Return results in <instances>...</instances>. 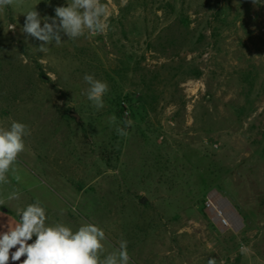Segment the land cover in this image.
<instances>
[{
  "label": "rangeland",
  "instance_id": "rangeland-1",
  "mask_svg": "<svg viewBox=\"0 0 264 264\" xmlns=\"http://www.w3.org/2000/svg\"><path fill=\"white\" fill-rule=\"evenodd\" d=\"M102 3L106 33L61 32L46 52L24 13L43 26L67 0L0 7V126L31 129L0 207L19 219L39 200L48 224H96L101 260L124 239L132 264H264V0ZM85 74L109 85L100 110Z\"/></svg>",
  "mask_w": 264,
  "mask_h": 264
},
{
  "label": "clouds",
  "instance_id": "clouds-1",
  "mask_svg": "<svg viewBox=\"0 0 264 264\" xmlns=\"http://www.w3.org/2000/svg\"><path fill=\"white\" fill-rule=\"evenodd\" d=\"M253 2L256 3V0ZM13 3L14 0H0V7ZM54 11V17L43 19V26L35 8L24 13L26 19L21 31L42 42L38 48L41 52L48 51L47 46L53 42L60 45L61 32L68 39L75 40L85 35V29L96 34H104L109 29L107 5L102 0H67V6H57ZM83 79L88 85L87 99L97 110L102 109L104 96L109 92L108 83L96 79L92 74H85ZM128 115L125 113L126 117ZM110 123L116 124L115 116L110 118ZM132 125L133 121L126 118L123 127L116 128L118 135L128 136L127 129ZM30 135L31 129L22 122L13 120L7 127L0 126V184L9 182L7 174L18 156L25 151V138ZM19 197L20 193L13 191L7 201ZM5 203L6 200H0V206ZM17 215L20 222L12 229L0 232V264H9L10 258L12 262L19 261L20 264H132L128 241L124 239L119 241L114 253L100 259L98 253L103 248L102 241L107 237L96 224L85 222L76 230L63 222L48 224L46 208L39 200L17 209ZM13 249L10 257V250ZM241 251H248L243 243ZM21 257L25 259L21 261ZM207 264H217V260L209 258Z\"/></svg>",
  "mask_w": 264,
  "mask_h": 264
},
{
  "label": "crops",
  "instance_id": "crops-1",
  "mask_svg": "<svg viewBox=\"0 0 264 264\" xmlns=\"http://www.w3.org/2000/svg\"><path fill=\"white\" fill-rule=\"evenodd\" d=\"M20 222V218L16 217L11 211L7 209H3V207H0V232L7 231L8 229L14 228L18 223ZM30 243V241H29ZM10 250V257H11V251ZM25 259V257H21V261ZM9 264H20L19 261L12 262L11 258L9 261Z\"/></svg>",
  "mask_w": 264,
  "mask_h": 264
},
{
  "label": "bare ground",
  "instance_id": "bare-ground-1",
  "mask_svg": "<svg viewBox=\"0 0 264 264\" xmlns=\"http://www.w3.org/2000/svg\"><path fill=\"white\" fill-rule=\"evenodd\" d=\"M225 205H227V204H225ZM209 207H210V210H211L212 215L214 216L215 220L217 222L221 223V225H223V226H228V224H229L228 223V220L224 217V216H227L226 213H224L223 210H221L220 207H217L216 206V203L214 202V199H213V201H211V205H209ZM228 207H229V210L232 211V209L230 208V206L227 205V208Z\"/></svg>",
  "mask_w": 264,
  "mask_h": 264
},
{
  "label": "water",
  "instance_id": "water-1",
  "mask_svg": "<svg viewBox=\"0 0 264 264\" xmlns=\"http://www.w3.org/2000/svg\"><path fill=\"white\" fill-rule=\"evenodd\" d=\"M221 200H222V202H223L224 204H227L228 206L231 205V204L228 202L227 199H225V198H221ZM140 202H141V203H145V198L142 197V198L140 199ZM230 207H232V206H230Z\"/></svg>",
  "mask_w": 264,
  "mask_h": 264
},
{
  "label": "built area",
  "instance_id": "built-area-1",
  "mask_svg": "<svg viewBox=\"0 0 264 264\" xmlns=\"http://www.w3.org/2000/svg\"><path fill=\"white\" fill-rule=\"evenodd\" d=\"M208 207H209V204H208Z\"/></svg>",
  "mask_w": 264,
  "mask_h": 264
}]
</instances>
